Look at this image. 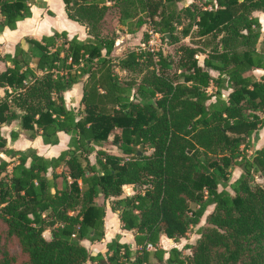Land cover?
<instances>
[{
	"label": "trees",
	"instance_id": "trees-1",
	"mask_svg": "<svg viewBox=\"0 0 264 264\" xmlns=\"http://www.w3.org/2000/svg\"><path fill=\"white\" fill-rule=\"evenodd\" d=\"M62 1L67 18L85 27V40L62 30L24 37L11 54L0 50L8 63L0 71V153L11 159L0 161V244L4 236L16 239L27 264H264V188L255 180L264 179V146L251 155L241 149L264 126V49L254 48L261 30L253 16L264 12V0H192L181 7V0ZM34 2L0 0V34L31 17ZM110 6L127 33L138 31L145 15L171 40L178 27L183 36L194 28L211 50L198 65L195 50L185 48V83L172 86L155 77L138 84L137 100L113 69L114 38L101 32ZM148 39L144 33L142 43ZM236 45L241 52H233ZM153 55L132 51L124 66L140 59L169 66L166 56L158 53L156 61ZM84 76L79 107L69 109L64 93ZM223 90H230L225 101ZM157 92L162 97L154 103ZM211 96L216 102L204 105ZM15 120L46 145L58 144L59 132L68 134V148L46 158L7 147L1 130ZM112 132L111 143L127 159L103 148ZM17 138L11 131V141ZM232 167L241 170L232 193L219 190ZM125 185L136 193L122 196ZM109 198L121 228L133 231L135 246L116 236L105 254L94 253L81 241L104 238ZM209 206L196 243L184 247L190 255L159 246L162 235L183 238ZM48 227L49 240L42 235Z\"/></svg>",
	"mask_w": 264,
	"mask_h": 264
},
{
	"label": "rangeland",
	"instance_id": "rangeland-1",
	"mask_svg": "<svg viewBox=\"0 0 264 264\" xmlns=\"http://www.w3.org/2000/svg\"><path fill=\"white\" fill-rule=\"evenodd\" d=\"M48 2L49 5L46 4ZM200 0H197V3H199ZM188 3V0H181L178 3V7H181L182 5H186ZM63 1L62 0H35L34 2V20L36 21V24L32 30H29V25L23 24V22L19 23L17 26L18 34L24 35L25 33H33L35 36L39 37L40 35H47L46 32L49 30H55L61 28L62 24L64 25V28L68 27L65 25V21L70 20L67 19V17L63 16ZM111 7V6H110ZM143 19H145V23L141 26V28L136 31L135 33H127L125 30V27L121 26L118 22L119 18V12L117 8L111 7L107 10L106 14L104 15V18L102 20V28L101 32L102 35L112 37L114 38V47L113 51L111 53V58L113 60V69L115 73L120 77V79L127 83L130 86V95H136L137 100H141L140 97V91L137 90L138 84H148L150 83L153 78L159 77L161 79H164L166 82L170 83L172 86L181 85L184 84V79L182 76V68H181V61L184 59L186 60V52L185 48H190L195 50V53L193 55V60L197 62L198 65H202L203 58L208 55V52L211 50V46H205L204 43L207 40H203L206 38H201L198 36L195 32V29L193 28L190 31V34L188 36H183L180 32V27L177 28V30L174 32L177 39L171 40L169 36L162 35L159 32H156L155 28L153 27V24L146 18L145 15H142ZM26 19V18H25ZM24 19V20H25ZM47 20V22H45ZM22 21V20H21ZM183 23H186V20H183ZM149 31H152V35H154V42L152 44V47L154 49V55L153 58L157 61L158 60V53H161L163 56H166L167 59L170 61L169 66L165 68H161L158 64H150L147 65L146 62L140 60H134L137 61L132 64V66H124L126 65L130 59V53L133 52H139V49L142 48L141 44L143 41L144 33H149ZM54 32V31H53ZM154 33H158L155 35ZM31 35V34H27ZM24 37H32V36H22V39ZM34 37V36H33ZM6 38L7 43L10 42ZM23 42V40L18 41ZM24 43V42H23ZM258 47V41L254 45V48L256 49ZM9 45H7V51H12V48ZM242 47L240 45H236L234 47L233 52H241ZM137 59V58H136ZM125 67V68H124ZM255 75H261L259 74L257 70L252 71ZM213 75H216V72H212ZM207 91H211V88H209ZM230 90H223L221 91V99L227 100V96ZM142 95H145L143 93ZM162 94L161 92H157L151 100L155 103V101L161 99ZM216 97L211 96L210 99L205 100L203 103L204 105L210 106L213 105L216 102ZM258 115L262 116V114L259 112ZM12 126H9L8 128L3 127L2 134L6 136L7 138V147H10L9 145V139L10 134L9 131ZM114 132L111 133L109 141L103 143V148L106 149L109 153L124 157L125 159L128 158V154L123 153V151L117 146L113 145L111 143V139ZM68 135V134H67ZM69 136V135H68ZM33 139L28 136V132L21 130L19 134V138L17 143H14L12 147H18L23 149V151H29L33 150L36 151L35 148L38 147L39 150H41V145H38L36 147L31 146V141ZM247 143V144H246ZM248 145L245 146L244 145ZM264 146V126H262L259 131L258 135H252L250 138L246 139L245 142L241 145V149H243V152L247 155H251L256 149ZM139 149L140 153L142 154H150L152 152V149L149 148H137ZM90 159H93L94 154L90 156ZM1 160H7L10 161V157L0 153V161ZM8 169H11V165L8 167ZM241 173V170L238 167H232L228 170V180L221 181L217 187L219 190L226 189L229 192L232 193V184L234 181L239 177ZM3 175V174H2ZM256 182L264 188V179L256 176L255 177ZM69 181V180H68ZM122 196H131L134 193H136V189L132 185H125L122 187ZM113 198H109L106 201L107 207L106 211L108 210V213H114L116 211H113L110 208V202ZM190 207H192V204H190ZM213 209V206H209L207 210L205 211L204 216L200 220V223L196 226L190 227L187 234L180 238L179 241L174 242L169 238H165L164 236L161 237L159 246L164 248L165 250H168L170 247H177L178 249H181L182 254L184 256L190 255V249L184 248L185 245L190 246L192 244H195L197 239L199 238L198 234V228L201 225H205V215ZM76 212H71V214H74ZM110 215V214H109ZM5 228L3 226H0V229ZM108 230V228H107ZM109 233L114 232V228H110L108 230ZM108 231L105 230L104 238L107 237ZM43 237H45L47 240L51 237V228H46L43 233ZM113 235V234H112ZM111 235V239L113 240L116 236L121 237L120 234H114ZM125 235H123L124 237ZM82 243V241H81ZM83 244V243H82ZM167 256V255H166ZM5 259L8 261V264H27L26 263V256L21 251V248L17 242L16 239L10 238V237H3L1 244H0V264H2V260ZM85 264H90L89 262Z\"/></svg>",
	"mask_w": 264,
	"mask_h": 264
},
{
	"label": "crops",
	"instance_id": "crops-1",
	"mask_svg": "<svg viewBox=\"0 0 264 264\" xmlns=\"http://www.w3.org/2000/svg\"><path fill=\"white\" fill-rule=\"evenodd\" d=\"M191 1L192 0H188V3H190ZM46 4L49 5L48 2H46ZM33 6L34 5H32L31 17L26 18L25 20L19 21L17 23V26L19 23L23 22V24L29 25V27H30L29 30H32V28H34V26L37 25L36 21L34 20ZM63 8H64V5H63ZM63 16L64 17L66 16L65 10H63ZM253 16L257 18V20L260 24L261 35L258 39V47L256 48V50L261 51L264 49V12L255 11V12H253ZM68 20H70V19H68ZM70 21L71 22L65 21V25L68 27L64 28V25L62 24V26H60L61 28L55 29L53 31L65 30L67 32L69 38L75 37L80 41L85 40L88 37V34L86 32L85 27L76 21H73V20H70ZM45 22H47V20H45ZM17 26H16V29H14V30L4 29V31L0 34V50H1L2 55L6 54V53H10V54L13 53V52H11V50L7 51V45H9L13 51L15 44L18 41L22 40V36H32V37L34 36L33 38L40 39L43 36V34H45V33H43L39 37L35 36V34H33L32 32L31 33H25L24 35H21V34H18ZM53 31L49 30L48 32H46V34L50 35L53 33ZM27 34H31V35H27ZM7 37H9L8 39L10 40V42H8V43L6 41ZM33 63L31 65H33ZM7 65H8V63L0 60V71L4 70ZM257 71L260 72L259 74H262V70H257ZM85 79H86V76L81 78L80 81L75 83L70 90H67L64 93V99H65V104H66L67 108L73 109L75 111L78 109L79 101L81 99L82 92H83V82ZM9 126H12L13 128L10 127L11 129H10L8 134H10L11 131H15L18 133V138H19L20 131L22 130L20 128V125H19V120H15L12 123L7 124L3 127L8 128ZM3 127H2V129H3ZM58 136H59V143L56 145L43 144L41 137L36 136L35 138H32L33 140L31 141L32 142L31 146L36 147L38 145H41L42 146L41 150H39L37 147V148H35L36 149L35 152L37 154L43 156V157L51 158L53 156H57L62 150L68 148V142H69V136L66 133L59 132ZM18 138L15 141H11V139H9L10 148L23 150V149L18 148V147H12V145L14 143H17ZM91 161H94V157H93V159H91ZM107 228H108V230H110V228H114V232L112 233L113 235L114 234H120V236H121L119 238L120 242L129 243L130 247L135 246L133 231H127V230H123L121 228V224H120L117 212L108 213V210L106 211L105 217H104V235H105V230L108 231ZM112 234L109 233V231H108L107 237L103 238L102 241H100V242L90 243L88 240H82V243L88 250H90L94 253L100 252L102 254H105L106 244L108 242L112 241V239H111ZM123 235H125V236L123 237ZM162 236H164V235H162ZM164 237L167 239L166 236H164Z\"/></svg>",
	"mask_w": 264,
	"mask_h": 264
},
{
	"label": "built area",
	"instance_id": "built-area-1",
	"mask_svg": "<svg viewBox=\"0 0 264 264\" xmlns=\"http://www.w3.org/2000/svg\"><path fill=\"white\" fill-rule=\"evenodd\" d=\"M155 35H157L158 33H154ZM154 35H152V31H149V39L147 42L145 43H142L141 46L142 48H140L139 50H146V51H149V52H154V49L152 47V44L154 42ZM68 62H70V58L68 59ZM82 65V62L80 61V64L79 66ZM148 249H151L153 248L150 244L147 246Z\"/></svg>",
	"mask_w": 264,
	"mask_h": 264
}]
</instances>
